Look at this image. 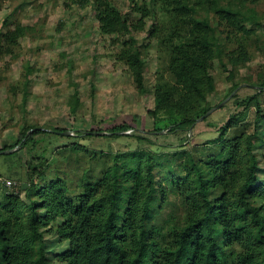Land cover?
<instances>
[{
    "label": "trees",
    "instance_id": "16d2710c",
    "mask_svg": "<svg viewBox=\"0 0 264 264\" xmlns=\"http://www.w3.org/2000/svg\"><path fill=\"white\" fill-rule=\"evenodd\" d=\"M88 1L100 33L121 44L116 61L127 66L139 93L148 89L145 46L156 42L169 51L173 80L158 75L155 105L148 110L155 129L167 118L171 132L189 131L214 106L210 96L218 90L217 60L234 81L225 98L241 82L264 86V77L252 73L235 79L262 51L263 0H162L163 22L150 0H131V14L114 0H81ZM1 26L0 59L16 56L21 39L35 30L31 24H14L8 15ZM141 39L149 43L143 46ZM228 43L235 44L225 51ZM30 67L9 88L24 94L23 104L31 92ZM79 104L76 91L71 110ZM236 104L243 109L219 127L218 140H207L202 148L192 138L161 150L143 133H118L133 129L130 122L111 127L112 133L97 134L101 129L93 127L80 135L57 132L68 129L60 125L24 123L16 138L0 148L20 144L5 155L18 157L12 166L15 179L26 183L24 196L2 187L0 264H52L47 233L68 242L56 254L59 264H264V89ZM86 135L133 138L125 148L92 150L79 140ZM56 154L64 160L53 167ZM70 171L76 176L70 178ZM169 191L178 207L164 216Z\"/></svg>",
    "mask_w": 264,
    "mask_h": 264
},
{
    "label": "rangeland",
    "instance_id": "374dc122",
    "mask_svg": "<svg viewBox=\"0 0 264 264\" xmlns=\"http://www.w3.org/2000/svg\"><path fill=\"white\" fill-rule=\"evenodd\" d=\"M114 1L124 12L130 13L131 0ZM148 2L159 15V20L165 21L167 14L162 12V0ZM261 4L264 6V0ZM7 15L14 24H31L35 30L32 35L21 39L22 45L16 50V56L9 55L0 59V148L5 143L12 142L27 122L45 126L60 125L74 129L79 135L91 131L93 127L108 131L115 125L130 122L134 128L128 132L137 131L149 136L162 145L161 150L185 145L192 138V142L200 144L199 147L202 148L203 142L218 140L219 127L226 123L231 114L243 109L236 101L257 90L245 85L253 83L241 82V88L224 106L197 122L192 130L171 132L167 118L159 121L155 129L153 118L148 113L155 105L153 87L160 73L173 80L167 69L169 51L166 47L159 46L156 42L145 46L148 89L145 93H139L127 66L116 61L115 52L121 44H112L110 35L100 33L92 2L82 4L81 0H0V29ZM148 20L151 24L155 19L151 17ZM263 30V27L260 28L261 32ZM145 35L146 31L138 33L139 38ZM141 41H144L143 46L148 42L144 39ZM229 44H226L225 51L235 43L231 47ZM261 45L262 51L256 52L255 58L237 71L236 80L247 73H252L255 78L264 77V34ZM29 65L31 92L25 105L22 99L24 94H12L9 88L20 82L21 74L28 70ZM213 73L218 82V90L210 96V101L216 105L224 99L234 81L229 79V71L225 70L221 60L215 61ZM76 91L80 99L79 108L71 110L70 100ZM159 127L162 129H157ZM132 138L126 135H86L79 140L92 150H108L112 146L125 148ZM59 140L60 137L58 142ZM210 146V149L214 148V144ZM5 154L7 153H0V174L3 178L0 180V197H3L2 187L22 191L24 196L26 183L21 182L19 185L15 179L18 178V173L12 167L18 157H7ZM21 154L24 156L23 152ZM54 160L53 167H56L61 164L59 160L64 159L62 155L56 154ZM85 160L88 165L93 162L90 154L85 156ZM63 163L65 165L66 162ZM16 167L23 174L21 167ZM70 172V178L76 176L75 172ZM260 174L264 176V171ZM7 179L12 180L11 187L5 183ZM168 194L169 199L163 203L164 216L178 207L172 198L174 193L169 191ZM45 245L52 264H59L56 254L68 248V242L60 240L55 233H47Z\"/></svg>",
    "mask_w": 264,
    "mask_h": 264
},
{
    "label": "water",
    "instance_id": "95a60500",
    "mask_svg": "<svg viewBox=\"0 0 264 264\" xmlns=\"http://www.w3.org/2000/svg\"><path fill=\"white\" fill-rule=\"evenodd\" d=\"M245 85H248V86H252L254 88H256L257 90H260L261 89H264V86H260L259 84H245ZM242 84H240L239 86H237L226 98L224 97V99L219 102L218 104L212 106L210 109H208L205 113H203L201 116L197 117L196 118V121L192 124V126L190 127V130L193 129V127L195 126V124L203 119H205L207 116H209L212 112H214L216 109L224 106L235 94L236 92L241 88ZM42 129H46V130H53L51 128H47V127H40ZM35 128H32L28 131L27 135H29L30 133H32L34 131ZM57 132H61L65 135H71V134H74L76 135V133L74 132V130L72 129H67V130H63V131H60V130H56ZM92 131H87L85 133H91ZM128 132L127 131H118V133H126ZM97 134H106V133H112L110 131H104V130H101V131H97L95 132ZM26 135V137H27ZM26 137L24 138V140L26 139ZM20 147V144L16 147H13V148H9V149H0V153H10V152H13L14 150L18 149Z\"/></svg>",
    "mask_w": 264,
    "mask_h": 264
},
{
    "label": "built area",
    "instance_id": "2783aa9c",
    "mask_svg": "<svg viewBox=\"0 0 264 264\" xmlns=\"http://www.w3.org/2000/svg\"><path fill=\"white\" fill-rule=\"evenodd\" d=\"M5 183H6L9 187H11V186L13 185V182H12V180H10V179L5 180Z\"/></svg>",
    "mask_w": 264,
    "mask_h": 264
}]
</instances>
